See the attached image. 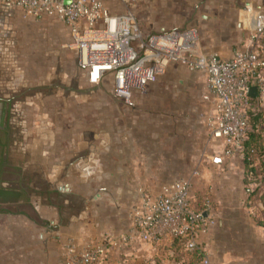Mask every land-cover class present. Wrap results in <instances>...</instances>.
<instances>
[{"label":"rangeland","instance_id":"rangeland-1","mask_svg":"<svg viewBox=\"0 0 264 264\" xmlns=\"http://www.w3.org/2000/svg\"><path fill=\"white\" fill-rule=\"evenodd\" d=\"M250 3L252 0H139L133 8L143 37L156 35L162 28L165 32L194 30L197 55L227 57L245 41L244 47H248V21L255 9L247 10L248 14L243 10ZM260 3L264 5V1ZM69 40L58 20H23L0 5V88L3 96L18 94L14 104L19 102L17 111H11L12 125L8 123L18 150L10 143V165L3 170L1 181L16 191L27 188V194L18 197L26 201L0 203V224L33 225L37 238L43 237L46 219L56 223L59 201L67 200L69 219L64 226L71 217L82 214L80 221L86 228L93 223L92 206L98 196L108 194L111 200L127 197L134 202L141 192L154 194L161 185L181 179L191 181L194 199L207 198L214 204L208 181L219 176L204 170L200 162L201 155L208 153L204 150L211 107L202 100L204 87L193 82L199 78L172 64L170 73L168 70L146 94L134 95L133 106H129L112 93L107 82L99 86L87 83L77 67L75 52L64 47ZM260 47L264 50V41ZM260 111L262 116L249 127L254 133L249 158L258 169L264 164V107ZM176 121L188 126L197 150L177 174L156 175V167L162 163L172 172V161L169 157L160 161V146L149 145L145 136L149 134L154 141L156 126L172 128ZM164 149V154L171 151V144ZM243 181L244 203L264 219V174L244 176ZM125 185L129 194H124ZM106 231L86 241L81 250L107 239L105 253L92 264L180 262L169 251L170 241L123 243L121 235L112 236L109 228ZM181 250L178 258L185 261L188 255L183 245ZM65 262H70V256L63 262L53 258L52 264Z\"/></svg>","mask_w":264,"mask_h":264},{"label":"built area","instance_id":"built-area-1","mask_svg":"<svg viewBox=\"0 0 264 264\" xmlns=\"http://www.w3.org/2000/svg\"><path fill=\"white\" fill-rule=\"evenodd\" d=\"M139 0H0V4L23 20H58L69 35L64 47L75 52L77 67L92 86L106 85L125 104L133 106L134 95H144L172 64L203 77L202 100L211 107L207 114L208 153L201 159L213 166L225 159L241 160L248 131L249 113L264 107V12L255 11L248 47L229 57L197 55L194 35L161 31L143 37L135 19ZM254 87L255 97L249 94ZM192 183L176 180L154 194L141 192L129 211L130 229L123 243L142 244L163 240L182 241L187 252L199 251L198 233L214 224L207 216L211 200L199 209L192 205ZM108 241L88 247L78 255L71 249L66 264H92L105 253ZM173 254V252L171 253ZM202 264H209L206 258Z\"/></svg>","mask_w":264,"mask_h":264},{"label":"crops","instance_id":"crops-1","mask_svg":"<svg viewBox=\"0 0 264 264\" xmlns=\"http://www.w3.org/2000/svg\"><path fill=\"white\" fill-rule=\"evenodd\" d=\"M261 1L264 0H252V3L247 4L243 10V13H247V10L255 9L250 13L249 31L253 28L254 12H264V5H261ZM254 2L256 4H253ZM161 31H164V28ZM190 32L195 35L194 30ZM245 42H243V47ZM173 67L169 68V73ZM190 75L195 79L199 78L198 82L193 79L195 84L204 85L203 77L199 73ZM179 82L182 84V80ZM165 90L166 88L163 89ZM163 120H165L164 117ZM174 124L172 128L167 125L166 127L156 126L157 134L154 136V141L149 134L145 136L149 145L154 143L155 146H160L162 150L158 158L160 161H164L167 157L172 161V172L166 171L162 163L156 167V175L177 174L186 166L189 158L194 157L195 150H197L196 141L191 138V133L184 121H176ZM167 144H171V151L164 154L167 151L164 149ZM207 149L208 143L204 151L207 152ZM200 162L205 167L204 170L206 168L213 170L214 174L219 176L210 178L208 181L211 184L210 190L215 203L211 201L207 216L213 219L214 224L207 231L197 235V243L203 250L201 258H206L209 264H264V226L258 224L251 205L243 201L241 187L244 186L245 173L244 165L241 164L242 159H225L218 166L211 165L208 160L203 161L201 157ZM183 164H185L184 167ZM164 186L161 185L155 191L158 192ZM123 189L124 194L130 193L127 190L128 185H125ZM106 195L108 197L100 195L96 199L92 206L93 223L86 228L80 221L83 218L82 214L71 217L69 225L64 226L69 219L66 212L70 209L69 206L63 207L62 205H59L60 210H57L60 211V217H55L58 219L56 223L52 219H46L42 228L44 236L40 238H37L34 233L36 229L33 225H25L21 222L0 224V264H52L53 258L55 262H63L73 254L70 252L71 249L78 254L86 241L96 237V234L107 232L108 228L114 233L112 236L124 235L130 229L129 211L133 201L127 197L125 199L116 197L117 199L111 200V195ZM194 198L192 199L194 205L193 203L192 205L199 209L202 201ZM52 229L56 230L53 234ZM170 250L171 246H169ZM186 257L185 263L187 264H202V261L197 262L190 254ZM178 264H181V261Z\"/></svg>","mask_w":264,"mask_h":264},{"label":"flooded vegetation","instance_id":"flooded-vegetation-1","mask_svg":"<svg viewBox=\"0 0 264 264\" xmlns=\"http://www.w3.org/2000/svg\"><path fill=\"white\" fill-rule=\"evenodd\" d=\"M1 90L2 89L0 88V203L2 204L3 203H15V202L19 203V202L26 201L24 200L25 198H23L22 200V199H19L18 197L20 196L21 193H24L27 190V188L24 187L21 189L22 191H16V190L10 189V187L6 188L5 185H3V182L1 181V175L3 173V170L5 169V167H9L10 165L8 162L9 161L8 158L10 156L9 154L10 143H12V141H15L16 139L15 134L9 133L8 123L12 125L11 124L12 121L10 120L12 118L11 111L13 109L17 111L18 109V107L15 106V104L16 103L19 104V102H16L14 104V102L18 98L16 97L18 94L12 95V96H3ZM9 111H10V114L8 115ZM14 143H12L13 147L15 148L14 150H18L15 147ZM15 169L18 170V168H15ZM25 194L27 193L25 192ZM59 202H60L59 205H62L63 207L68 206L67 204H69L67 200H60Z\"/></svg>","mask_w":264,"mask_h":264},{"label":"trees","instance_id":"trees-1","mask_svg":"<svg viewBox=\"0 0 264 264\" xmlns=\"http://www.w3.org/2000/svg\"><path fill=\"white\" fill-rule=\"evenodd\" d=\"M262 116L261 111H254V112H250L249 113V118H248V131L245 137V140L242 144V155H243V159L244 160V173H245V177L248 176V178L250 177H254V175L256 173L259 174V172H262L264 174V164L261 166V168H257L254 164V161L249 158L250 156V144H251V138L254 136V133L251 132V128L250 127V123L252 122L253 124L256 123V121L258 120V118ZM262 154L264 156V143H263V148H262ZM247 168V169H246ZM255 168V169H254ZM264 212V210L262 211ZM264 216V215H263ZM257 218V222L259 225L264 226V219H261L260 215L256 216ZM182 241L176 240L174 239L171 242V250L173 252V254L175 255L177 261H181V264H187L185 263V261L181 260V258H178L177 254H181V247H182ZM186 254H190L194 257V260H200V262L202 261V254L199 251H194V252H187Z\"/></svg>","mask_w":264,"mask_h":264},{"label":"water","instance_id":"water-1","mask_svg":"<svg viewBox=\"0 0 264 264\" xmlns=\"http://www.w3.org/2000/svg\"><path fill=\"white\" fill-rule=\"evenodd\" d=\"M249 94H250L252 97H255V95H256V91H255V88H254V87H252V88L250 89Z\"/></svg>","mask_w":264,"mask_h":264}]
</instances>
